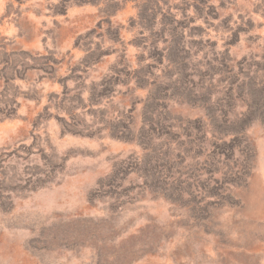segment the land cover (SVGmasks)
Wrapping results in <instances>:
<instances>
[{
    "label": "rangeland",
    "instance_id": "374dc122",
    "mask_svg": "<svg viewBox=\"0 0 264 264\" xmlns=\"http://www.w3.org/2000/svg\"><path fill=\"white\" fill-rule=\"evenodd\" d=\"M264 0H0V264H264Z\"/></svg>",
    "mask_w": 264,
    "mask_h": 264
},
{
    "label": "trees",
    "instance_id": "16d2710c",
    "mask_svg": "<svg viewBox=\"0 0 264 264\" xmlns=\"http://www.w3.org/2000/svg\"><path fill=\"white\" fill-rule=\"evenodd\" d=\"M263 122L262 123H264V120H262Z\"/></svg>",
    "mask_w": 264,
    "mask_h": 264
}]
</instances>
